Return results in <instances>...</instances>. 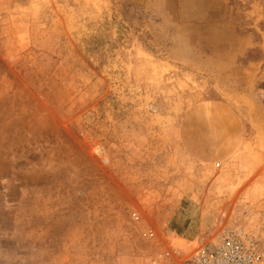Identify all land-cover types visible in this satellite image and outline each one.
Returning a JSON list of instances; mask_svg holds the SVG:
<instances>
[{
  "label": "rangeland",
  "instance_id": "1",
  "mask_svg": "<svg viewBox=\"0 0 264 264\" xmlns=\"http://www.w3.org/2000/svg\"><path fill=\"white\" fill-rule=\"evenodd\" d=\"M230 230L264 252V0H0V264Z\"/></svg>",
  "mask_w": 264,
  "mask_h": 264
},
{
  "label": "built area",
  "instance_id": "2",
  "mask_svg": "<svg viewBox=\"0 0 264 264\" xmlns=\"http://www.w3.org/2000/svg\"><path fill=\"white\" fill-rule=\"evenodd\" d=\"M179 264H264V252L255 238L230 230L224 231L211 245L182 258Z\"/></svg>",
  "mask_w": 264,
  "mask_h": 264
}]
</instances>
